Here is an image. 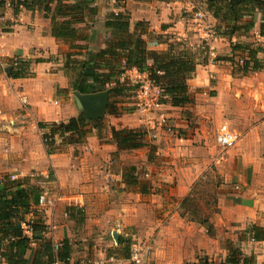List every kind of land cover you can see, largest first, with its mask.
Returning <instances> with one entry per match:
<instances>
[{
	"label": "crops",
	"instance_id": "0c3cea01",
	"mask_svg": "<svg viewBox=\"0 0 264 264\" xmlns=\"http://www.w3.org/2000/svg\"><path fill=\"white\" fill-rule=\"evenodd\" d=\"M99 1L94 0L97 13L93 19H85L75 25L77 38L65 40L51 35L52 14L45 17L43 11L36 9L21 10L15 15L9 6L10 1L5 0L0 12L5 31L0 38V173L14 179L28 177L30 184L37 185L34 175L50 170L55 178L57 198L46 197L45 186L51 180H44L45 186H40L41 194L44 193L48 200L35 209L43 215L46 225L44 237L54 249L60 247L63 240L68 241L67 261H59L61 264H129V248L135 239L149 243L151 247L143 264H219L225 261L230 250H238L241 258L251 256L252 260L247 264H264V240H253L249 231L252 225L264 228V209L255 202L222 200L220 211L213 219L197 222L206 232L214 229L223 233V241L219 237L215 240L209 233L207 240L201 241L194 232L193 221L197 220H184L185 212L180 213V217L176 215V209H183L186 198L191 194L190 186L195 179L187 175L189 166L186 163H192V160L182 159V165L186 167L181 168L184 175L176 176L179 186L170 195L163 191L149 193L157 180L151 182L137 177L139 184H127L124 177L126 167L134 166L136 172L145 169L138 167L136 155L141 158V151H147L148 147L117 151L111 143L110 128H145L149 133L146 137L148 143L150 137H156L155 144L161 142L159 135L163 134V146L157 148L161 156H168L162 163H166V168L171 170V164L176 163L171 159L173 156H178L180 152L186 154L193 142L201 141L199 134L192 138L178 135L171 143L173 138L167 131H151L159 129L158 125L181 121L180 115L173 112L179 107L161 103L153 109V113L144 115L137 103L126 101L128 99L119 100L121 114L110 115L105 111L103 115V118L106 115L110 118L107 121L109 131L101 129L103 118L91 121L100 127L91 130L86 143L64 146L61 152L54 154L46 153L42 133L47 130L38 127V123L66 121L82 114L73 94L72 73L64 67L66 55L75 51L71 48L73 45L82 47L76 50L77 60L88 59L89 53L104 48L109 36L105 21L110 13L128 11L131 26L138 21H146L149 27L146 36L148 49L165 50L167 44L163 41L168 37L169 40L182 39L190 47L199 64L187 81L189 95L196 89L204 95L209 90L218 93L228 77L233 82L243 80L253 86L255 83L264 86V36L259 33L261 14L254 15V26L248 33L231 38L215 34L207 37L203 31H196L194 24L189 23L191 20L183 15L193 10L202 11L207 16L206 26L213 31L217 20L205 10L203 0H125L122 5H118L116 0L106 1L111 6L100 5ZM205 39V47L216 58L212 65L200 63L205 55ZM250 51L255 54L260 68L249 69L244 74L237 60H248ZM13 58L30 61L27 69L29 76L13 78L8 75L9 59ZM36 59L41 61L35 62ZM249 64L252 62L249 61ZM124 76L133 83L144 85L149 82L148 74L136 69L127 70ZM150 90L154 92V86L150 85ZM23 99L27 100L26 105L22 104ZM223 125L229 128L227 123H223L218 130ZM242 133L240 149L243 165L252 162L256 166L261 161L258 153H263L264 131ZM252 136L255 142L247 146L246 141ZM32 143L36 147V156ZM55 143L61 146L62 141L56 137ZM192 148L199 152L195 146ZM249 151L256 153L255 158L243 154ZM173 176L174 173L168 177L173 179ZM163 181L158 180L156 186ZM142 189L145 193L141 192ZM26 218L29 220L33 216L28 214ZM33 247L37 248L38 244L34 243ZM0 264L6 263L0 259Z\"/></svg>",
	"mask_w": 264,
	"mask_h": 264
},
{
	"label": "trees",
	"instance_id": "16d2710c",
	"mask_svg": "<svg viewBox=\"0 0 264 264\" xmlns=\"http://www.w3.org/2000/svg\"><path fill=\"white\" fill-rule=\"evenodd\" d=\"M9 6L16 15L21 10H41L45 17L51 15V35L57 39L74 40L77 38L75 25L85 19L91 20L97 13L94 0H9ZM125 0H116L122 5ZM205 10L211 14L217 24L213 28L215 35L231 38L237 34L248 33L254 26V15L261 14L259 33L264 36V0H203ZM5 0H0V12ZM1 14V13H0ZM105 26L109 36L105 47L97 52L89 53L88 59L77 60V49L73 45L66 56L64 67L72 73V89L81 94L108 90L110 101L106 113L121 114L117 98L136 95L140 82L133 83L125 72L136 69L147 73L148 80L160 91V103H168L173 107H185L191 102L187 81L192 77L199 64L195 53L184 44L182 39L165 41L167 48L163 51L148 49L146 36L148 23L144 20L131 26L128 11L112 12L108 15ZM4 30V29H3ZM84 48V47H83ZM86 48V47H85ZM204 47L203 51H206ZM16 60V61H15ZM240 70L245 74L248 70L260 68L253 51L248 60L242 59ZM36 59L35 62H40ZM207 55L200 63L206 64ZM249 61L252 64H249ZM17 62L14 66L13 63ZM30 61L19 58L9 59L8 75L13 78L29 76L27 69ZM38 127L46 129L42 133L47 154L61 152L67 145H82L93 128L100 125L91 123L83 114L71 117L66 121L38 123ZM111 143L117 151H130L148 147V157L156 149L146 139L145 128H110ZM61 139V146H56L55 138ZM126 182L129 185L139 184L136 167H126ZM42 188L32 185L28 177L12 179L8 174L0 173V259L6 264H52L55 261H67L68 241L63 240L60 247H53L46 240V225L43 215L35 207L39 204ZM142 193L145 190L142 189ZM189 197L186 198V200ZM79 212V211H78ZM31 214L33 218L27 220ZM29 229V233L23 228ZM253 240H264V228L256 225L250 227ZM37 243L38 247H33ZM31 252L30 255L28 253ZM252 257L241 258L238 250H230L227 258L219 264H247Z\"/></svg>",
	"mask_w": 264,
	"mask_h": 264
},
{
	"label": "rangeland",
	"instance_id": "374dc122",
	"mask_svg": "<svg viewBox=\"0 0 264 264\" xmlns=\"http://www.w3.org/2000/svg\"><path fill=\"white\" fill-rule=\"evenodd\" d=\"M106 1L109 0H100V5L111 6L110 2L107 4ZM194 13L193 10L192 12L183 14L187 16V19L191 20L189 23H191L192 26V17ZM202 22L203 24L207 23V16L203 17ZM0 27L4 29L3 24H1ZM232 73L233 70H231V74ZM262 85L263 84L259 85V83H255L253 86L251 83L243 82V80L233 82L230 77H228L224 80L223 88L218 93H216L215 90H209L204 95L200 90L196 89L192 91L190 93L191 102L185 107L173 111L177 115H180L181 121L168 122L163 124V126L158 125L157 127H159V129L151 130L167 131L166 133L173 138L171 143L175 142L174 139H176L178 135H187L190 136V138L194 137L195 134L201 136L200 142L197 141L191 144L198 148L199 152L194 150L191 146V149L189 148L186 154L183 155L182 152H180L178 156H173L171 159H174L176 163L171 164V170L170 168H166V163H162L168 156H161V152L158 149L160 146H163L165 138L163 134L159 135L161 142H158V144L153 142L157 140L156 137H150L149 144L155 145L156 149L149 157V152H147L148 150L146 151V149L141 151L143 153L141 158L139 154L136 155L138 158V167H145V169L141 168L138 170V177L148 179L151 182L157 180L156 184H152V189L149 191V193L151 192L152 194H157L161 191L165 192L167 195L174 193L175 188L179 186L176 176H183V169L186 168L182 165L184 162L182 159L186 158L193 161L192 163H186V166H189L187 167V175L195 179L190 186V197L185 201L184 208H178L175 212H177V216L185 212L186 216L184 220L188 222L197 220L195 222L193 221L195 227L194 232L197 234L198 239L201 238V241H204V239L207 240L206 236L208 233L212 234L211 236H213L215 240L219 237V239L223 241V233L220 234L214 229L213 231L209 230L206 232L205 228L197 223L206 218L213 219L215 214L220 211L222 200L232 202L236 199H245V201L250 200L251 202H255L259 208L264 209V135L262 138L263 153H258L261 161L258 162L256 166H254L252 162L248 165H243L244 160L240 149V139L243 137L242 131H264V86ZM131 95L132 96L127 98H117V100L128 99L126 101L137 103L136 95L134 93ZM207 107H210V109L207 110ZM153 112L154 110L150 109L149 111L140 113L148 115ZM109 120L110 118L106 115L103 118V122H100V125H103V127L101 126L102 131H109L107 122ZM223 123H227L229 128L239 135L237 143L226 149L217 146L215 141V134H217L219 126ZM154 134L155 132H152V135ZM252 142H255L254 136L246 141V145L250 146ZM31 147L33 148V154L36 156V147L33 143ZM243 154H247L248 156L251 155V157L254 158L256 155V153L251 151ZM169 155L172 156L171 153H169ZM176 157H179L180 160L177 161L178 158ZM194 160H199V162ZM160 167L162 168L159 169ZM172 173H174L175 176H173V179H169V177H172ZM34 179V182L38 186H45L43 183L44 180H51V182L45 186L47 191L46 197L51 199L57 198V196H55L56 186L53 182L55 178L52 176L50 170L45 171L43 174H35ZM162 179L164 181L160 182L159 186H156L158 180ZM242 196L244 198H241ZM156 204L157 203L152 205L155 206ZM204 236L206 238H204Z\"/></svg>",
	"mask_w": 264,
	"mask_h": 264
},
{
	"label": "built area",
	"instance_id": "2783aa9c",
	"mask_svg": "<svg viewBox=\"0 0 264 264\" xmlns=\"http://www.w3.org/2000/svg\"><path fill=\"white\" fill-rule=\"evenodd\" d=\"M204 17V13L201 11H197L194 13L192 17V22L194 24V28L197 29L196 31H203L207 37L210 35H214V32L212 30H209V28L206 26V24H203L202 19ZM3 17L0 14V25L2 24ZM4 30L0 27V38L4 34ZM206 45V39L204 43V47ZM203 47V48H204ZM205 55H207V63L208 64H214L215 63V56L211 51H208L206 49ZM16 61V60H15ZM237 63L241 65L243 63L242 59H238ZM14 66L17 65V62L13 63ZM151 82H147L144 85L141 84L139 89L136 91V98L137 103L140 107V110L142 111H149L150 109H155L161 105L159 102L160 98V91L157 87L154 86V92L150 90ZM153 86V85H152ZM22 104H27V100L23 99ZM216 144L217 146L226 149L229 147H232L237 141H238V135L231 131L228 127L223 125L220 127V129L217 131L216 134ZM12 179L14 177H11ZM47 202V199L45 197V194L42 193L39 197V204H44ZM23 228L26 230L27 233L30 234L29 229L26 225L23 224ZM151 250V247L149 243L140 242L138 240H134L129 248V257L128 261L129 264H143L148 257V254ZM52 264H61L59 261H55Z\"/></svg>",
	"mask_w": 264,
	"mask_h": 264
},
{
	"label": "water",
	"instance_id": "95a60500",
	"mask_svg": "<svg viewBox=\"0 0 264 264\" xmlns=\"http://www.w3.org/2000/svg\"><path fill=\"white\" fill-rule=\"evenodd\" d=\"M73 94L81 106L85 119L88 121H97L103 117L110 100L108 90L87 94L74 91ZM114 237H117L116 233H114Z\"/></svg>",
	"mask_w": 264,
	"mask_h": 264
}]
</instances>
